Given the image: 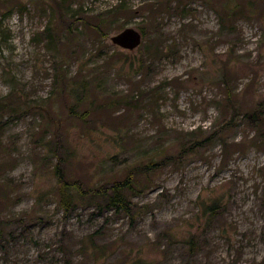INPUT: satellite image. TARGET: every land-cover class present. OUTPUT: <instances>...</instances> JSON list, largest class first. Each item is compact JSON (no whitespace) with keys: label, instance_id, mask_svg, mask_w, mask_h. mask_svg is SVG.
<instances>
[{"label":"rangeland","instance_id":"1","mask_svg":"<svg viewBox=\"0 0 264 264\" xmlns=\"http://www.w3.org/2000/svg\"><path fill=\"white\" fill-rule=\"evenodd\" d=\"M259 104L264 0H0V264H264ZM57 153L86 188L132 172L130 215L65 213Z\"/></svg>","mask_w":264,"mask_h":264},{"label":"trees","instance_id":"2","mask_svg":"<svg viewBox=\"0 0 264 264\" xmlns=\"http://www.w3.org/2000/svg\"><path fill=\"white\" fill-rule=\"evenodd\" d=\"M251 11V10H250ZM237 15H243L242 10H226L225 13L219 16V20L221 25L225 26V24L232 25V20ZM103 24L104 22H99ZM99 31V27L96 28ZM143 66V65H142ZM223 84H227V80L223 79ZM228 92L226 95L228 96L227 100L229 103V94ZM232 115L233 117L237 115H241L237 113L235 107L232 106ZM248 118L252 125H255L256 128L264 127V105L259 104V106L250 114L245 113L242 114V119ZM227 129V128H226ZM56 158V165L54 166V176L57 180L59 185L58 187V197H59V205L64 210V212H68L73 205L77 202L82 201L86 197L101 199L106 207L107 210H113L115 213H124L130 215L131 213V204L129 202V193L133 190V183H134V174L132 172L128 173L127 178L122 182H114L112 184H108L105 186H100L96 188H86L81 182L79 181H72L66 178L65 175V160L62 155L55 156ZM155 164L150 163L147 167H145L146 171H151ZM219 203L218 201H213L210 204L204 205V213H208L213 217L217 210H219ZM1 225V220H0ZM1 229V226H0ZM189 246L191 250H194L195 243L192 240L189 242Z\"/></svg>","mask_w":264,"mask_h":264},{"label":"water","instance_id":"3","mask_svg":"<svg viewBox=\"0 0 264 264\" xmlns=\"http://www.w3.org/2000/svg\"><path fill=\"white\" fill-rule=\"evenodd\" d=\"M111 41L122 49L133 50L141 44V35L136 30L125 29L121 33L112 37Z\"/></svg>","mask_w":264,"mask_h":264}]
</instances>
